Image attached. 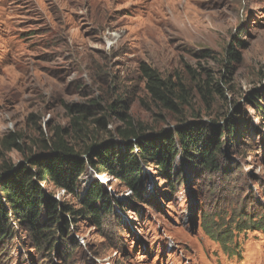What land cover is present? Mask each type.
I'll return each mask as SVG.
<instances>
[{
    "label": "rangeland",
    "instance_id": "1",
    "mask_svg": "<svg viewBox=\"0 0 264 264\" xmlns=\"http://www.w3.org/2000/svg\"><path fill=\"white\" fill-rule=\"evenodd\" d=\"M232 49L237 63L227 56ZM141 63L192 86L198 83L187 69L192 76L207 71L211 86H220L221 95L206 103L197 96L193 105L203 122L233 123L232 139L220 141L218 172L178 155L169 177L144 166L133 195L87 165L75 193L43 191L76 206L98 181L118 202L111 215L99 226L68 216L50 251L11 217L0 264H264V232L233 225L242 213L264 218V0H0V140L17 134L27 153L38 154L59 128L81 154L105 141L121 149V125L109 111L118 102L146 133L174 126L151 110ZM76 107L89 112L82 134L71 127ZM102 117L103 130L93 122ZM0 155V163L22 161L16 151ZM203 217L231 232L230 252L236 244L238 255L201 230Z\"/></svg>",
    "mask_w": 264,
    "mask_h": 264
},
{
    "label": "trees",
    "instance_id": "2",
    "mask_svg": "<svg viewBox=\"0 0 264 264\" xmlns=\"http://www.w3.org/2000/svg\"><path fill=\"white\" fill-rule=\"evenodd\" d=\"M227 56L231 62L240 61L234 49ZM137 73L151 110L156 112L161 122L168 126L175 123L174 126L146 133L140 125H134L122 111L125 110L124 104L118 102L110 106L109 111L121 125L115 132L117 138L124 141L121 149H117L115 141H105L86 146L81 154L67 141L69 130L59 128L51 132L48 140L41 142V152L38 154L27 153L22 138L17 134L10 133L0 140L1 151H16L22 158L18 163L5 160L0 163V241L7 240L13 234L9 226L11 217L19 225H26L30 229L37 247L41 249L46 244L48 251L55 245L56 237L68 227V216L74 221L80 218L99 226L101 220L110 216L113 207L118 204L102 183L94 181L76 206L65 205L43 191V186L48 185L67 194L75 193V183L87 165L97 174L117 178L133 195L139 192L144 166H152L163 176L169 177L178 155L207 173L218 172V157L223 153L220 141L223 138L232 139L233 123L228 120L223 125L203 122L200 112L193 105L197 96L206 103L213 94L221 95L220 86H211L213 82L207 71H204V75L192 76L194 72L187 69L186 74L198 83L195 86L179 74L164 77L145 63L138 66ZM69 111L78 114L72 118L71 127L82 134V124L89 114L88 110L76 107ZM93 122L103 130L108 119L102 117ZM233 225L238 231L264 232L263 217L253 218L242 213ZM215 226L209 217L201 219L200 228L210 239L230 255H238L236 244L230 252L231 232L225 229L218 232Z\"/></svg>",
    "mask_w": 264,
    "mask_h": 264
}]
</instances>
